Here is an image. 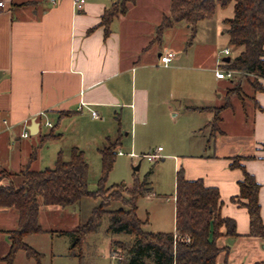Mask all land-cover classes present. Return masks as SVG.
Masks as SVG:
<instances>
[{
	"label": "crops",
	"instance_id": "crops-1",
	"mask_svg": "<svg viewBox=\"0 0 264 264\" xmlns=\"http://www.w3.org/2000/svg\"><path fill=\"white\" fill-rule=\"evenodd\" d=\"M56 1L5 0L6 6L0 12V171L8 174L18 175L27 168L43 171L39 167L43 146L52 140H63L68 126L73 127L75 134L70 157L73 149H79L86 158L85 145L89 143L100 152L99 147L118 140L131 147V155L137 157L134 148L139 139H149L162 129L167 117L176 122L186 101L177 95L178 83L184 85L185 80L179 82L175 74L187 68L172 48L162 39L156 40L158 27L170 14L172 0H144L143 7L142 0H135L125 15L112 20L108 36L102 19L120 0H85L81 11L76 9L74 0ZM182 28L192 37L185 23L166 29L163 35ZM167 53L176 55L168 66L161 62V56ZM221 71L225 70L215 71V81H228L230 85V80L218 78ZM260 82L264 87V79ZM229 88L225 91L227 102L232 99L227 97ZM187 103L185 111L194 117L184 125L186 136L208 129L211 133L196 144L197 149L201 148L199 154L189 151L173 156L176 171L183 170L188 181L202 180L205 187L219 191L222 217L236 223V238L228 237L223 227L217 240L218 246L229 252L228 256L221 254L228 264L264 262V239L250 236L248 210L233 202L240 195L243 169L232 168L234 160L241 159L240 166L260 185L264 223V92H252L249 107L236 102L226 110L221 132L215 135L210 126L213 110L224 105L216 103L209 93L188 98ZM93 112L99 119L92 116ZM53 117L60 130L63 126L56 137H52L53 132L42 131L43 126L55 130L50 120ZM48 123L53 128L47 127ZM232 126L234 130H223ZM25 130L30 132L29 138L22 137ZM158 149L156 154L160 156L164 150ZM64 155L59 150L52 161L56 163ZM65 210L41 206L39 221L44 232L25 238L39 257H29L22 250L12 264H106V260H113L114 238L99 247V256L86 257L84 250L94 233L75 249L73 238L72 242L64 241L63 251H58L63 238L81 224L71 222L70 228L63 226L57 233L44 229L43 223L61 218ZM18 222L14 209H0V264H7L10 232L18 228ZM46 253H50L49 257ZM219 259L218 263L225 260Z\"/></svg>",
	"mask_w": 264,
	"mask_h": 264
},
{
	"label": "trees",
	"instance_id": "trees-1",
	"mask_svg": "<svg viewBox=\"0 0 264 264\" xmlns=\"http://www.w3.org/2000/svg\"><path fill=\"white\" fill-rule=\"evenodd\" d=\"M135 0H120L103 16L101 25L110 34V23L128 12V5ZM234 6V17L226 19L229 44L242 49L229 63H224L227 71H233L232 86L227 97L235 96L245 100L244 87L255 94L264 92L260 80L264 79V0H172L170 14L165 16L157 30V41L162 39L166 29L185 23L191 29L192 44L200 22L215 16L219 6L224 9ZM245 81V83H243ZM232 107L227 102L223 107L213 110L214 118L210 126L215 135L221 132L222 114ZM52 137H56L55 134ZM51 138V136H49ZM120 141H109L100 151L102 157V178L99 189L91 192L88 188L89 165L84 152L73 149L69 160L59 156L53 169L31 171L25 169L18 175L0 171V209H14L19 215L18 228L10 232L11 249L5 261L12 264L19 251L29 257L39 255L25 243L30 235L43 233L40 225V208L59 207L67 209L80 204L85 198H101L100 206L94 211L87 224L80 225L69 233L74 239L73 249L83 245L86 238L98 230L104 216L111 219L110 230L116 234L134 236L131 242L116 241L113 251L124 254L122 264H219L221 254L229 252L221 249L217 240L226 227L227 236L237 237L236 223L223 218L221 198L216 188H207L202 180L188 181L184 171L176 177V229L173 233H145L144 223L137 216V201L150 193L147 182H134L131 188L111 187L106 189L107 179L113 170ZM239 158L232 168H242L244 180L240 183L238 200L248 210L250 216V236L264 239V223L261 218L259 200L260 185L256 179L240 166ZM19 178L18 180L12 179ZM10 180L9 183H5ZM114 201H121L128 210L107 211ZM224 264H228L225 259ZM264 264V262L257 263Z\"/></svg>",
	"mask_w": 264,
	"mask_h": 264
},
{
	"label": "rangeland",
	"instance_id": "rangeland-1",
	"mask_svg": "<svg viewBox=\"0 0 264 264\" xmlns=\"http://www.w3.org/2000/svg\"><path fill=\"white\" fill-rule=\"evenodd\" d=\"M144 2L146 3L144 0L140 2L141 7L144 6ZM234 14L233 4L224 9L218 6L212 19L199 23L191 46H188L191 34L188 33L186 28L172 30L162 36L161 41L163 44L172 48L182 65L187 68L178 70L175 74L179 82L185 80L184 85L178 83L177 95L184 96L186 101L183 102L176 122L173 121L172 117H167L163 120L164 125L162 129L156 130L154 134H151L149 139H139L136 149L134 148V152L138 154L137 157L131 155L132 149L128 145H125V142L119 145L117 153L122 151L123 154H118L116 157L113 170L107 179L105 187L106 189L122 186L131 188L135 181L148 183L147 187L150 188V193L142 196L136 204L137 216L144 223L142 230L145 233H173L175 231L174 207L176 205L177 171L176 159L173 156H181L189 151L193 154H199L201 148L199 146V149H197L196 144H201V140L206 137V134L211 133V130L209 132L208 129V131L204 130L202 133H196L193 136H186L184 125L188 124L190 117L194 116L187 113L185 107L188 104V98L196 95H207L208 93L211 94L216 103H220L221 105L227 103L226 87L229 88L232 84L229 85L228 81L216 82L215 71L219 68L227 71L224 68L223 60L228 57L235 58L242 51V49L230 46L229 35L225 33L228 27L224 24V21L233 18ZM227 49L230 52L229 55L225 54ZM244 92L246 93L245 100L241 101L239 98L232 96V99L229 101L231 105L241 102L249 107L252 91L249 87L245 86ZM173 107H176L175 104ZM50 120L54 122L56 126L55 130H50L43 126V133L53 132L55 135L60 134L63 126L60 130V127H57V119L53 117ZM228 129L234 130V127L223 128V130ZM74 142L75 134L73 127L68 126L63 140L58 142L52 140L43 146L40 156V170L53 169L55 167L56 163L52 161V158H54V155L59 150H63L65 154L64 159L69 160L70 148H72ZM104 147L103 145L99 148L102 150ZM159 147L164 150L163 153H160L161 157L155 161L150 160L147 156L156 153ZM85 148L87 150L86 160L89 165L88 188L91 192H96L99 189V182L103 175L102 157L101 153L96 150L97 148L92 143L85 145ZM101 201V198H85L77 206L67 208L65 212H61V218L46 219L43 227L47 231L59 233L60 231L58 230H63L60 228H65L63 226H66V229L70 228L71 222L85 225L92 217L94 211L100 206ZM121 209L128 210V207L121 201H114L107 208V211ZM110 224V216H104L98 226V230L94 232L90 240L88 239L84 250L86 257L96 258L99 256V247L102 244H106L109 239L114 238L113 240L120 242H131L134 240V236L131 235L112 233ZM63 239L62 244L58 245L59 252L63 251L64 241L70 240L72 242L71 236H66ZM118 251H120L124 259V254L120 249ZM49 254L46 253L47 257H49ZM71 255H73V252H71ZM221 258L226 259L225 256H220ZM224 262L225 260L219 264H224ZM106 264L122 263L115 260H106Z\"/></svg>",
	"mask_w": 264,
	"mask_h": 264
},
{
	"label": "built area",
	"instance_id": "built-area-1",
	"mask_svg": "<svg viewBox=\"0 0 264 264\" xmlns=\"http://www.w3.org/2000/svg\"><path fill=\"white\" fill-rule=\"evenodd\" d=\"M56 2H57L56 0H52L53 4H56ZM85 2H86L85 0H74V5H75V7H76V9L78 11H81L83 9V7H84ZM5 6H6L5 0H0V12L2 10H4ZM226 54L229 55L230 52L227 50ZM175 58H176V55L174 53H167V54L161 56V62L164 65L168 66L169 64L172 63V61ZM233 76H234V72L233 71H221V72L218 73V78L219 79H228V80H230V79L233 78ZM83 106L84 105L82 104L81 107H80V110L82 109ZM92 116L95 119H99V115L96 112H93ZM46 126L49 127V128H53V125L51 123H48ZM22 137L23 138H29L30 137V132L28 130H25V132L22 134ZM158 150L162 151V148H159ZM118 154L122 155L123 153L119 152ZM147 157L150 160H152V161H155V160L160 158V156L158 154H156V153L149 154ZM111 256H112V259L115 260V261H119L120 262V261L123 260V257L121 256L120 252H113Z\"/></svg>",
	"mask_w": 264,
	"mask_h": 264
},
{
	"label": "water",
	"instance_id": "water-1",
	"mask_svg": "<svg viewBox=\"0 0 264 264\" xmlns=\"http://www.w3.org/2000/svg\"><path fill=\"white\" fill-rule=\"evenodd\" d=\"M230 61H231L230 58H227V59H224V60H223L224 63H229ZM137 169H138V168H137Z\"/></svg>",
	"mask_w": 264,
	"mask_h": 264
}]
</instances>
